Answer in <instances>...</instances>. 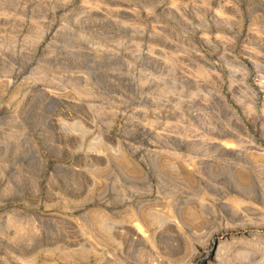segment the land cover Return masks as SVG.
<instances>
[{"label": "rangeland", "instance_id": "374dc122", "mask_svg": "<svg viewBox=\"0 0 264 264\" xmlns=\"http://www.w3.org/2000/svg\"><path fill=\"white\" fill-rule=\"evenodd\" d=\"M0 264H264V0H0Z\"/></svg>", "mask_w": 264, "mask_h": 264}]
</instances>
